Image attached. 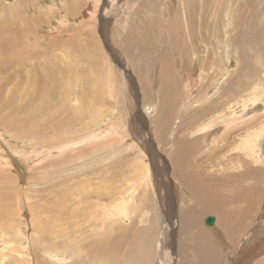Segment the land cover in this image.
Listing matches in <instances>:
<instances>
[{
    "label": "rangeland",
    "instance_id": "obj_1",
    "mask_svg": "<svg viewBox=\"0 0 264 264\" xmlns=\"http://www.w3.org/2000/svg\"><path fill=\"white\" fill-rule=\"evenodd\" d=\"M173 20L181 24L183 34L179 37L189 43L191 22L198 38L206 33L203 20L209 23L204 38L207 42L197 44L198 55L207 64L217 59L215 63L222 75H216L223 84L236 77L242 85L238 96L249 98L248 94L257 87L262 93L257 105L264 104V0H0L1 264L14 260L27 264L22 260H32L31 249L35 245H61V253L69 245L82 250L88 245L82 242L85 237L101 234V226L91 229L90 234L80 230L94 220L111 223L106 221V213L117 214L116 205L138 189L157 209L158 213L154 214L155 209L148 215H160L163 227L170 225L154 264L201 262L191 252L193 246L186 247L190 243H186L185 233L178 230L184 201L171 178L170 158L157 145L152 125H142L143 117L148 121L145 109L157 105V97L151 91L143 93L139 75L150 80L154 74L155 80L162 71L153 46H168L172 58L180 62L179 69L186 74L195 73L192 50L189 54L180 48L174 51L169 42L178 36L169 34L164 25H157L163 22L170 26ZM242 29L243 35L239 36ZM236 36L240 44L234 48L231 39ZM168 37L172 39L169 41ZM143 38L149 41L141 47L136 41ZM175 46L177 49L178 44ZM241 53L248 65L243 71ZM198 68L196 75L207 74ZM231 71L236 74L232 76L228 73ZM52 75L58 80L62 77L59 85L46 81L43 88L35 84V80L40 78L42 84L44 77ZM192 80L195 85L197 78ZM179 88L184 92L190 87ZM195 92L196 95L200 91ZM41 96L49 108L31 119L30 112L40 110ZM56 112L59 119L50 123L49 118ZM45 118L48 124L40 122ZM255 118L262 123L264 113ZM257 124H251L250 130H255ZM220 127L213 128L220 133ZM124 158L126 167L133 166L135 171L123 182L119 171L108 178L105 168ZM133 179H137V184ZM109 193L113 198H108ZM99 194L108 199H97L95 195ZM260 195V207L252 213L254 220L244 225L243 230L246 226L248 230L240 238L228 237L220 224L207 226L206 219L216 216L200 211L203 229L210 238L209 247H200L207 251L202 257L205 264H213L210 255L215 264L264 263V229L260 231L264 221V184ZM227 204L223 202L224 207ZM109 207L111 210L106 212ZM126 213L136 216L144 212L138 202L130 201ZM168 215H172L171 219ZM235 239L238 242L231 243ZM80 257L79 264L90 260L83 252ZM66 259L61 263L68 264Z\"/></svg>",
    "mask_w": 264,
    "mask_h": 264
},
{
    "label": "bare ground",
    "instance_id": "obj_2",
    "mask_svg": "<svg viewBox=\"0 0 264 264\" xmlns=\"http://www.w3.org/2000/svg\"><path fill=\"white\" fill-rule=\"evenodd\" d=\"M206 11L208 13V10ZM204 21L205 20H203V27L207 33V25L209 23L207 24ZM170 24L169 26L167 23H157V25H164L169 34L174 32L175 36H178L177 39L172 41H170L172 37L171 39L168 37L170 41L169 44L171 45L170 47L175 48V50L173 49L174 51H178L180 48L189 54L192 50L190 56L192 58L195 73L186 74L184 70L182 72V70L179 69V60L172 58L173 53L170 54L171 50L169 51V49H167L168 46L163 49H160L161 47L155 48V46H151L158 57L159 62L157 63L160 65L159 70L162 71L161 75H156L157 72L154 70L156 72L155 80L153 79L154 74L150 77V80L146 76L140 78L139 75V83L141 84L143 93L147 95L149 91H151L155 93L157 97V105L145 109V114H147L145 118H148V121L143 117L142 125L146 126L147 122L149 125H152L157 139V145H159L162 152L170 158L171 178L177 183V185H174L181 191L179 196L184 201V210L181 212L182 215L179 216L180 226L178 225V230L181 234L185 233L186 243H190L186 245V247L189 248L193 246L190 247V250L200 259L201 262H199V264H205L202 257L205 256V252L207 251H204L200 247H209L208 242L210 238L208 233L203 229L201 221L202 214H200V211H204L203 215L207 212H212V215L216 216V218L214 217L215 223L210 227L214 228L217 224H220L228 237L235 236L240 238L248 230V226L243 230L244 225L247 222L250 223L251 219L254 220L255 215H252L253 211L258 206L260 207V190L261 187L263 188L264 184V152H262L264 149V120L262 123H259L255 117L264 113V104L257 105V102L262 100V93L258 92L257 87L254 89L255 92L251 91V93L248 94L249 98L246 96L247 99L244 98V96H238V92L242 88V85L240 86L239 81L236 80L234 76V74H236L234 73L235 71L228 72L232 73V76L235 78L232 77L223 84V81H221L222 78L218 77V75L221 74V69L218 67V64L215 63L217 59L211 61V64H207V60L202 59L201 56L198 55L200 53L197 44L207 42L206 39H204L207 36L205 35L206 33L201 35L202 38L201 36L198 38L194 30V23L191 22L188 28L190 43L189 41L184 42L183 40L186 39L179 37L183 34V31L181 30L182 27L178 20ZM166 25L168 26L166 27ZM244 30L245 29L238 31V33L240 32L239 36L241 34L243 35ZM133 40L136 41V39ZM133 40L130 39L128 41L133 42ZM238 40V36L231 39L232 47L237 48L240 44ZM148 41V39L146 41V39L143 38L141 41L137 40L136 43L144 47L146 46L145 43H148ZM163 41L162 39L160 44L163 43ZM175 44H178L177 49ZM160 46H163V44ZM239 60L243 71L248 66L246 57L243 53L240 54ZM198 62L199 65H197ZM198 66L203 68L207 74L203 72L200 74L197 73L196 75V68H198ZM68 73L71 74L70 72ZM69 74L68 77L71 79ZM48 76L43 78L42 84L38 81L40 78L35 80V84L40 87L43 86V84L45 85L47 81L48 83L59 85L60 80L62 81V77L58 80L56 75H52L51 77ZM226 76H228V74L224 77ZM236 76H240L239 72ZM193 77L197 78V80H195V85L193 83L194 79L192 80ZM179 85H188L190 88L183 92V90L179 88ZM43 88L45 87L43 86ZM61 88H63V85ZM41 89L42 87L40 90ZM196 90L200 92L195 95L193 93H196ZM124 92L126 93L127 91ZM193 95H195L194 99L191 98ZM44 98L42 100L41 96V104H39L40 110L38 112H30L31 119H34L38 114H44L49 108L47 105L48 103L44 102ZM201 103L203 104L201 105ZM58 117L59 114L56 112L49 118L52 121H48L54 123L59 119ZM149 118L152 119L149 120ZM46 120L45 118L44 121L40 122L48 124ZM241 122L243 123V132L240 131L242 130L240 129L242 126L239 125ZM255 123H258L254 127L255 130H250L251 124ZM218 125L221 126V130H223L220 133L219 129L215 131L216 129L213 128ZM126 159L127 158L120 159L108 165L104 172L106 176L109 178L119 171L121 174L120 182H123L125 176L135 171L133 166L126 167L128 166ZM132 181L136 183L137 179H133ZM115 194L117 193L115 192L113 194L114 197ZM107 196L108 198H113L111 193ZM107 196L101 194L95 195L99 200H106L108 199ZM145 196L144 194H139V189L136 191L133 190L130 198L116 205L117 207L115 206L118 209L116 212L117 214L111 215L109 212L106 213L105 219L107 222L112 221L111 223H104L105 221L99 223L94 220V222L91 221L86 228L84 226V229H81L80 232L84 234L88 232V234H90L91 229H96L100 225L101 234L96 236L94 233L92 236H86L82 242H87L88 245L84 246L82 250H78L74 246L69 245V247L64 249L61 253L58 252L61 245H48L47 248L45 245L39 248V246L34 243L35 246L31 249L32 260H30V258L27 260L23 259L22 262L27 264H35V262L36 264H62L61 262L65 257L67 258L65 261L68 262V264H79L78 260L81 258V252H83L84 255H87L86 259L89 258L90 260H86V263L83 261L81 264L94 261L101 263L105 262L106 264H154L157 250L159 251L161 245H164L170 225L166 223L165 227H163L162 222L164 221L160 218L162 217L160 215H148L149 212H154L156 208L154 203L152 205V201ZM144 198L148 200H144ZM185 198L187 202H185ZM130 201L138 202L144 213L136 216L127 215V205ZM224 201L228 202L229 205L227 204V207H224ZM233 205L236 206L234 207ZM111 208L112 207L106 208V212L109 211V209L111 210ZM115 210L116 209L113 211ZM129 213H131V211ZM156 213H158L157 209L154 214ZM171 216L172 215H168V219H171ZM112 218L114 219L112 220ZM229 223H231L233 227ZM161 228L162 233L159 235V229ZM263 229L264 221L260 226V231ZM186 232L189 234H186ZM171 238L172 236L169 235V239ZM161 239H164V242H162ZM229 240L231 239L229 238ZM237 240L238 239L232 240L231 243L234 244L238 242ZM260 246L263 245L261 244ZM41 248L43 249L41 250ZM53 257L56 258V260H54ZM48 260H51V262ZM210 262L213 264L216 263L213 255H210ZM3 263L7 264V262ZM260 263L261 261L258 264ZM11 264L21 263L14 260Z\"/></svg>",
    "mask_w": 264,
    "mask_h": 264
},
{
    "label": "water",
    "instance_id": "obj_3",
    "mask_svg": "<svg viewBox=\"0 0 264 264\" xmlns=\"http://www.w3.org/2000/svg\"><path fill=\"white\" fill-rule=\"evenodd\" d=\"M214 223H215V218L214 217H209L206 220V224L209 225V226H212Z\"/></svg>",
    "mask_w": 264,
    "mask_h": 264
}]
</instances>
